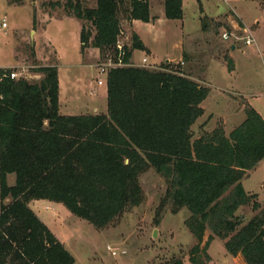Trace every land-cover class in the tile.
<instances>
[{
	"label": "trees",
	"instance_id": "obj_1",
	"mask_svg": "<svg viewBox=\"0 0 264 264\" xmlns=\"http://www.w3.org/2000/svg\"><path fill=\"white\" fill-rule=\"evenodd\" d=\"M163 7L166 19H182V0H164ZM64 10L82 23L81 52L109 51L114 63L120 13L128 22L154 20L148 0H95L93 7L66 0ZM208 21L204 16L202 29ZM134 50L147 51L132 33L122 65L107 71L106 115H60L55 66L35 68L43 74L39 81L11 79V70L0 69V264H74L28 204L60 203L102 230L143 202L139 178L150 168L167 185L156 225L166 211L186 208L185 225L195 238L201 241L206 229L211 233L201 251L217 237L229 255L264 264V210L246 223L235 215L256 197L241 180L264 160V118L244 104L245 119L228 135L218 127L193 139L191 127L210 89L167 62L157 70L133 66ZM8 174L15 176L13 186ZM191 253L192 264H204L194 257L198 245Z\"/></svg>",
	"mask_w": 264,
	"mask_h": 264
},
{
	"label": "rangeland",
	"instance_id": "obj_2",
	"mask_svg": "<svg viewBox=\"0 0 264 264\" xmlns=\"http://www.w3.org/2000/svg\"><path fill=\"white\" fill-rule=\"evenodd\" d=\"M18 1L0 0V67L10 66L4 69L17 73L16 79L39 81L43 74L32 71L55 63V52H60L61 62L57 63L62 79V94L68 93L72 97L79 93L81 103L87 102L91 109L96 108L99 113L106 112V99L93 95L91 90H103L104 85L98 86L97 80L103 79L99 75L102 66L105 65L108 70L115 65L112 53H98L97 59L91 53L79 54L78 43L70 35V29L59 28L58 23H53L48 30L49 44L40 45L36 39V47L40 45V60H36L31 46L35 36L31 33L35 32V19L62 18L66 14V0ZM78 1L83 6L95 5V0ZM158 1L153 0V14L157 16ZM182 12V19L178 20H168L162 16L155 23L152 38L144 29H138L149 49L134 51L131 64L157 70L162 63L167 62L171 69L193 77L202 86L208 87L206 82L210 79L208 88L211 93L203 103V115L191 127L193 139L218 127H222L225 135H228L230 130L239 125L238 119L245 118L244 104H249L264 116L263 2L182 0ZM218 14L224 16L220 19L223 23L220 27L215 26V20L210 19ZM204 16L209 21L206 28L202 29ZM119 18L121 32L117 41L121 47L129 49L132 35L130 22L124 19L122 13ZM3 21L6 27H1ZM245 29H249L255 39V43L250 46L233 38L229 41L221 38L222 31L232 32L238 37L245 36ZM151 58L155 61L152 62ZM229 61L232 65L230 70ZM76 82L79 92L72 85ZM66 108L72 109L73 105H67ZM93 110L89 112L92 114ZM62 111L66 110L62 107ZM238 111L241 115H237ZM139 182L144 195L143 202L115 218L102 230L76 217L60 203L41 199L31 201L28 206L58 237L62 235L74 264H172L179 259L183 264H192L191 250L196 245L199 246V253L194 257L204 264H245L240 254L235 257L229 255L224 247L225 241L217 237L209 243L205 252L201 251L211 233L206 229L202 240L198 241L185 225L190 215L186 208L177 213L166 211L156 225L155 211L165 195L166 182L151 168L140 176ZM241 183L247 193L256 195L235 213L246 223L264 210V160L251 171L245 172ZM11 184L13 176L10 178ZM7 202L9 199L4 201ZM254 202L259 204L256 210L253 209ZM51 215V220H47ZM108 245L119 247L125 253L112 256L107 250Z\"/></svg>",
	"mask_w": 264,
	"mask_h": 264
},
{
	"label": "crops",
	"instance_id": "obj_3",
	"mask_svg": "<svg viewBox=\"0 0 264 264\" xmlns=\"http://www.w3.org/2000/svg\"><path fill=\"white\" fill-rule=\"evenodd\" d=\"M149 2V9H150V16L154 18L153 21H150L148 23H144L142 21H139V20H132L130 21L129 23V26H130V30L132 31V33H135L139 39L141 40V42L143 43V45L146 47V49H149V46L146 45V42L144 40V38L141 36V33L138 31L139 28H142L144 29V31L152 38L153 37V33L155 32L154 31V26H155V23L159 22L161 19H162V16H164V7H163V3H164V0H159L158 1V16L153 14V11H154V5H153V0H148ZM224 16H220L219 14L217 16H213L212 18L210 19H213L215 20V24L216 23H219L221 24V26L223 25L222 22H220ZM238 18V17H237ZM225 19V18H224ZM239 19V18H238ZM226 20H228V18L226 17ZM42 22H44L42 24ZM53 23H58L57 25L59 26V28H63V27H66V28H69L70 29V35L72 37L75 38L76 40V44H77V47H79V54L81 53V55H84V54H93V58L94 59H97L98 57V53H99V50L96 49V48H86L84 51H83V54L82 52H80V39H79V35H80V30H81V26H82V23L81 21H79L78 19L72 17V16H69L67 14H65L62 18H54V17H50L49 19H35V32H31V33H34V38L32 39V44L31 46L33 47L34 49V55H35V59L36 60H40V45H43V44H49L50 43V38H49V34H48V30H49V27L50 25H53ZM33 28V26H31ZM223 32V31H222ZM36 39L39 40V42L41 43L39 45V47L37 48L36 47ZM78 41V42H77ZM233 46H231V50H233ZM136 51V50H134ZM132 51V55H131V58H130V63L131 61H133V52ZM234 51V50H233ZM144 52V51H142ZM56 53V62L53 63V64H46L42 67H49V66H55L56 69H57V78H58V113L62 116H77V115H98V114H102V115H106L107 114V106H106V112L104 113H99L97 112V109L96 108H93L91 109V107H89L88 103L87 102H84L81 103L80 102V94L78 93L77 94H74L72 95V97H70L67 93V95H63L62 94V79H61V75L59 73V63H57V61L61 62V57H62V54L60 52H55ZM152 59V62L155 61L154 58H151ZM55 64H58L57 66ZM83 64V63H82ZM14 66V65H13ZM4 68H10V66H1L0 69H4ZM98 69V68H97ZM33 72V71H32ZM100 76L103 77L102 79V83L101 84H98V81L101 80L100 78L97 80V85L98 86H101V85H104V88L103 90H91V93L93 95H100V96H103L105 99H106V104H107V86H106V77L101 75L99 73ZM211 75H209V78H210ZM190 79L192 80H195L193 77H190L188 76ZM209 81L210 79H208V82H206V85L208 87H210L209 85ZM73 87L75 88V91L79 92V88H78V85H77V82L74 84L72 83ZM211 93V90L209 92V94ZM208 94V96H209ZM207 96V97H208ZM207 97L205 98V100H207ZM205 100L200 104V107L203 109V112H204V107H203V103L205 102ZM77 101V102H76ZM75 103H77L76 105H74ZM70 107L71 105H73V108L72 109H67L66 107ZM62 107L64 110L66 111H62ZM89 107V108H88ZM89 110H93L92 114L89 112ZM238 114L237 115H241V112L238 111L237 112ZM203 115V114H202ZM261 115V114H260ZM262 116V115H261ZM201 117V116H200ZM199 117V118H200ZM264 118V116H262ZM198 118V119H199ZM197 119V120H198ZM245 119V118H244ZM244 119H242L241 117L238 119V123L237 124H240ZM196 120V121H197ZM195 121V122H196ZM225 123V122H224ZM195 124V123H194ZM237 126V125H236ZM235 126V127H236ZM231 131V130H230ZM11 176H13V184L10 185V178ZM14 182H15V176L14 174H8L7 176V183L9 186H13L14 185ZM38 218L39 216L36 215ZM51 216L47 217V220H51ZM39 220L46 225V223L41 219L39 218ZM46 227L51 231V233L56 237V239L61 242L64 247L66 248V243L65 241L62 239V235H59V237L55 234V232H53L47 225Z\"/></svg>",
	"mask_w": 264,
	"mask_h": 264
},
{
	"label": "built area",
	"instance_id": "obj_4",
	"mask_svg": "<svg viewBox=\"0 0 264 264\" xmlns=\"http://www.w3.org/2000/svg\"><path fill=\"white\" fill-rule=\"evenodd\" d=\"M1 27H6V23L4 21L1 23ZM245 32H246L245 36L238 37V36L234 35V33H232V32L229 33L227 31H224L221 34V38L223 40H225V41H229V40H231L233 38L234 40L241 41L245 46H250V45L254 44L255 43V39H254L251 31L249 29H245ZM116 48H117V51H118V53H117V62L112 67L121 66L122 65L121 58L123 56V47H121L118 44V41H117V44H116ZM105 67L106 66L104 65V66H102V68H100V74L101 75L102 74L107 75V71L108 70H106ZM9 77L11 79H16L17 73L10 72ZM101 83H102V81L99 80L98 84H101ZM107 250L110 252V254L112 256H116L118 254H124L125 253V251L122 250L121 248L113 247V246H109V245L107 246Z\"/></svg>",
	"mask_w": 264,
	"mask_h": 264
}]
</instances>
